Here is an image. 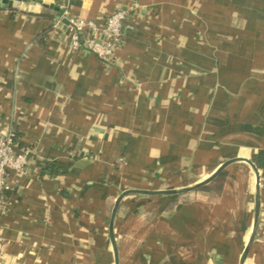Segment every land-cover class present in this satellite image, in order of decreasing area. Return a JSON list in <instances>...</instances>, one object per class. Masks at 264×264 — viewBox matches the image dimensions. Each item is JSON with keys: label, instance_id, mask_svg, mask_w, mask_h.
Listing matches in <instances>:
<instances>
[{"label": "crops", "instance_id": "0c3cea01", "mask_svg": "<svg viewBox=\"0 0 264 264\" xmlns=\"http://www.w3.org/2000/svg\"><path fill=\"white\" fill-rule=\"evenodd\" d=\"M50 1L57 11L0 9V132L33 152L9 177L0 264H115L123 191L189 187L234 158L259 172L243 264H264V0ZM64 8L97 25L134 9L116 65L71 47L54 26ZM205 187L124 197L117 264H239L255 175L235 162Z\"/></svg>", "mask_w": 264, "mask_h": 264}, {"label": "built area", "instance_id": "2783aa9c", "mask_svg": "<svg viewBox=\"0 0 264 264\" xmlns=\"http://www.w3.org/2000/svg\"><path fill=\"white\" fill-rule=\"evenodd\" d=\"M133 13V8L118 9L106 17L103 25H97L93 21L70 16L64 8L54 20V26H65L72 48L88 52L112 66L116 65L115 53L121 44V28ZM32 156L31 149L19 147L14 130L0 132V211L5 204L6 192L11 189L10 174L26 175Z\"/></svg>", "mask_w": 264, "mask_h": 264}, {"label": "water", "instance_id": "95a60500", "mask_svg": "<svg viewBox=\"0 0 264 264\" xmlns=\"http://www.w3.org/2000/svg\"><path fill=\"white\" fill-rule=\"evenodd\" d=\"M0 9H7V10L13 9V10H18V11L31 14V15L32 14L38 15L41 9H51V10L57 11L58 7L54 6L50 0H0ZM235 162H243L247 164L255 175L254 220H253L250 237L248 239V242L244 248V251L239 261V264H243L254 242L257 229H258V225H259V219H260V176H259V172L252 161L248 159H244V158H234V159L227 160L224 163H222L216 169V171L212 175H210L208 178H206L205 180L200 181L192 186L182 188V189H167V190H161V191H146V190L131 189V190L123 191L116 198L114 202V205L111 211L110 223H109V235H110V240L114 248L115 261H116L115 264H117V254H116V249L114 245L113 223H114V218L116 216V212L118 210L120 202L122 201L124 197L130 194H140V195H148V196H155V195L174 196V195H181V194L197 191L209 185L210 183H212L229 165Z\"/></svg>", "mask_w": 264, "mask_h": 264}, {"label": "trees", "instance_id": "16d2710c", "mask_svg": "<svg viewBox=\"0 0 264 264\" xmlns=\"http://www.w3.org/2000/svg\"><path fill=\"white\" fill-rule=\"evenodd\" d=\"M47 32V31H45ZM45 32L41 33L40 35V40L43 41V37L45 36ZM260 159L264 160V152L260 154L259 156ZM40 165V170L43 174H57L59 173V167L57 163H45V164H39ZM256 165L259 166L258 162L256 161ZM223 177V175L221 176ZM202 190H209L208 187L203 188ZM172 198H176V196H173Z\"/></svg>", "mask_w": 264, "mask_h": 264}]
</instances>
